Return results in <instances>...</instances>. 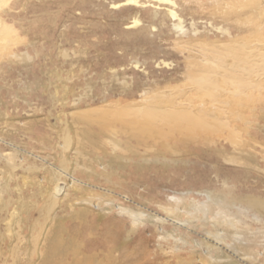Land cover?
<instances>
[{
  "label": "rangeland",
  "instance_id": "obj_1",
  "mask_svg": "<svg viewBox=\"0 0 264 264\" xmlns=\"http://www.w3.org/2000/svg\"><path fill=\"white\" fill-rule=\"evenodd\" d=\"M120 3L0 0V264H264V90L228 125L126 136L221 96L186 85L197 45Z\"/></svg>",
  "mask_w": 264,
  "mask_h": 264
},
{
  "label": "bare ground",
  "instance_id": "obj_2",
  "mask_svg": "<svg viewBox=\"0 0 264 264\" xmlns=\"http://www.w3.org/2000/svg\"><path fill=\"white\" fill-rule=\"evenodd\" d=\"M120 4L146 12L150 20L163 18L174 32L176 42L197 45L180 52L187 73L186 85L190 82L195 91L202 94L213 91L221 96L219 101H210V104L193 102L185 97L164 108L148 109L145 115L156 114L160 118L161 114L162 123L154 124L155 119L148 120L150 122H139L135 118L122 121L126 136L134 137L138 129L163 130L170 125L181 130L186 126L185 129L190 131L205 130L212 127V123L228 125L229 116L222 117V114H227L231 105L239 107L249 101V92L264 90V0H121ZM187 21L190 30L184 29ZM139 24L137 18L131 27ZM200 28L213 34L212 42L203 41ZM201 44H207L208 48L201 50L199 46L198 49ZM210 95L207 96H214ZM259 100L263 104L262 95ZM222 105H228L229 109ZM52 191L57 196L62 188L55 183Z\"/></svg>",
  "mask_w": 264,
  "mask_h": 264
}]
</instances>
